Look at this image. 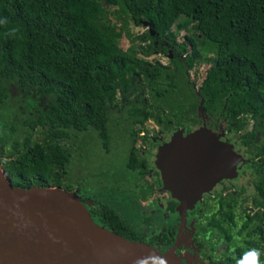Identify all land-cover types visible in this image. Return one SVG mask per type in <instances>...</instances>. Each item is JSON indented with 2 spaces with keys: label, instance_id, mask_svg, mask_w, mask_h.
<instances>
[{
  "label": "trees",
  "instance_id": "1",
  "mask_svg": "<svg viewBox=\"0 0 264 264\" xmlns=\"http://www.w3.org/2000/svg\"><path fill=\"white\" fill-rule=\"evenodd\" d=\"M131 25L147 29L135 34ZM170 48L168 63L147 58ZM206 59L197 86L189 71ZM206 113L240 132L255 173L254 210L239 192L214 221L229 238L241 235L235 247L246 262L256 250L264 264V0H0V165L13 185L74 190L87 140L111 150L121 133L135 138V123L191 129L187 121ZM100 204L108 211L95 210L97 222L148 241L146 228Z\"/></svg>",
  "mask_w": 264,
  "mask_h": 264
},
{
  "label": "water",
  "instance_id": "2",
  "mask_svg": "<svg viewBox=\"0 0 264 264\" xmlns=\"http://www.w3.org/2000/svg\"><path fill=\"white\" fill-rule=\"evenodd\" d=\"M244 161L232 142L204 124L176 130L156 164L183 211L220 179L237 176ZM0 264L187 263L97 223L74 190L13 185L0 165Z\"/></svg>",
  "mask_w": 264,
  "mask_h": 264
},
{
  "label": "flooded vegetation",
  "instance_id": "3",
  "mask_svg": "<svg viewBox=\"0 0 264 264\" xmlns=\"http://www.w3.org/2000/svg\"><path fill=\"white\" fill-rule=\"evenodd\" d=\"M172 54L173 48H170V54H168L170 58ZM146 121L142 124H133L135 129L139 127L135 138L125 133L114 141V145H110L111 150H104L101 142L94 139L87 140L81 146L80 150L85 153L86 165L82 168L84 178L76 182H79L80 186L83 185L79 189L82 194L81 199L93 219L96 221L95 210L101 212L107 210L101 206L100 202L103 205L110 204L119 213L118 218L130 222L135 228L137 226L146 228L147 243L162 252L171 249V252L187 264H243L245 252L241 254L236 249L231 243L234 237L229 238V231L221 228L214 218L219 217L224 209H228L229 198L237 197L239 192H242L241 189H244L234 186L235 192L229 193V184L241 176L252 174V180L254 178L255 173L247 166L249 156L246 152V145L240 142L239 146L238 140L232 139L229 134L232 131L223 122L215 121L207 113L201 117L199 123L194 124L187 121L191 129H187L185 125L174 126L172 120H169L167 124L156 120L163 136L150 134L145 126ZM204 124L220 134L222 140L232 142L235 150L244 155L245 161L238 168L237 176L231 179H220L209 190L204 191L192 207L180 211V200L164 186L161 170L156 164L157 152L164 143L171 139L176 130L184 128L183 132L187 133ZM169 132L172 133L169 134ZM117 147L118 150L115 151L120 153L118 158L104 164L102 158L105 154L112 156L114 148ZM130 149H133L138 156L136 166L127 164ZM108 157L106 160L109 159ZM100 164H102L101 167ZM73 172L74 168H72L71 175ZM104 173H106L104 176L105 192L103 186L99 185L98 188L93 186L92 177ZM75 188H77L76 185ZM249 196L251 194L248 198ZM221 202L224 204L222 208L219 206ZM251 207L252 200L248 207V211L252 212L254 209L251 210ZM99 224L112 229L102 223ZM190 253L199 254L204 259L194 260ZM245 264L251 263L245 261Z\"/></svg>",
  "mask_w": 264,
  "mask_h": 264
},
{
  "label": "rangeland",
  "instance_id": "4",
  "mask_svg": "<svg viewBox=\"0 0 264 264\" xmlns=\"http://www.w3.org/2000/svg\"><path fill=\"white\" fill-rule=\"evenodd\" d=\"M114 18H115V16H114ZM117 29H118V33H119L120 44H121V46L123 48H126L130 44V42H129L128 37L125 35L124 30H123L120 22L118 23ZM131 29H132V31L135 34H139V33H142L145 29H147V26L146 25H140V26L131 25ZM184 34H185V30H181L180 32H178V40L183 39ZM137 42H140V40H137ZM147 58L152 60V61H154V62H162V63H168L169 59H170V57H169V55L167 53L158 52V51L157 52H153ZM209 65H210V61H207V59L206 60H201V61L197 62L196 65L189 71L191 79L196 82L197 86H199V84L201 83L203 77L206 74V70H207ZM146 95H148V93ZM156 122H157L156 119L149 118V119H147V121L145 123V126L147 127V129L150 132V134H152V135H162L161 134V128L158 125V123H156ZM121 130L124 131L123 129H121ZM183 130H184V128H183ZM170 133H172V132H169V134ZM38 134H39V130L37 131L36 135H38ZM121 134H125V133H121ZM229 134L231 135L232 139L238 140L237 142H238V145L240 146V137H239L240 136V132H236L235 133V132L232 131V132H229ZM115 150H118V147L114 148V153H112V156L105 154V156L102 158L104 164H106L108 162H111V161H114V160H116L118 158V154H120V153L118 151H115ZM107 156H109L108 157L109 159L107 158L108 160H106ZM107 167H108V165H107ZM99 174L96 175V176H92L93 180H94L93 181V186H95L96 188H98L99 185H100V187L103 186V191L105 192L106 189L104 188V182H105L104 176L106 175V173L101 174V175H99ZM252 177H253V175L250 174L249 176H241L239 178H235L233 180V182L229 184V193L232 192V191L235 192L234 191V186L235 187H239L240 186V187L244 188V189H242L243 193H245L247 195H249V194L252 195V193H254V191H255L254 185L251 182L252 181ZM75 185L77 186V188H75L74 191L81 198L82 194H81V191L79 189L81 187H83V185L80 186L79 182H75ZM236 192H238V191H236ZM243 204H245V206L250 207V204H251L250 198H247L243 202ZM240 238H241L240 234H235L231 243L233 245H236L239 242ZM166 252H171V249H168V251H166ZM174 255H176V254L174 253ZM190 255L193 257L194 260H198L200 258H203L201 255L196 254V253L195 254L194 253H190Z\"/></svg>",
  "mask_w": 264,
  "mask_h": 264
},
{
  "label": "clouds",
  "instance_id": "5",
  "mask_svg": "<svg viewBox=\"0 0 264 264\" xmlns=\"http://www.w3.org/2000/svg\"><path fill=\"white\" fill-rule=\"evenodd\" d=\"M249 255L252 256L253 260H252V264H259V253L256 250H252Z\"/></svg>",
  "mask_w": 264,
  "mask_h": 264
}]
</instances>
